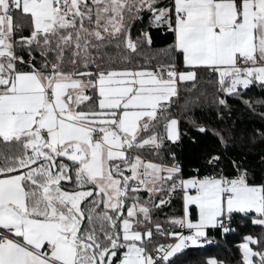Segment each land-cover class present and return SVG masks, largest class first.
<instances>
[{"label":"snow or ice","instance_id":"obj_1","mask_svg":"<svg viewBox=\"0 0 264 264\" xmlns=\"http://www.w3.org/2000/svg\"><path fill=\"white\" fill-rule=\"evenodd\" d=\"M209 246L264 264V0H0V264Z\"/></svg>","mask_w":264,"mask_h":264},{"label":"trees","instance_id":"obj_2","mask_svg":"<svg viewBox=\"0 0 264 264\" xmlns=\"http://www.w3.org/2000/svg\"><path fill=\"white\" fill-rule=\"evenodd\" d=\"M166 39L167 37L161 36L158 42L162 43ZM189 251L195 253V255L190 258V264H199L200 260L216 254V249L213 246H209L207 250L190 249Z\"/></svg>","mask_w":264,"mask_h":264}]
</instances>
